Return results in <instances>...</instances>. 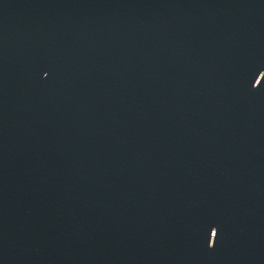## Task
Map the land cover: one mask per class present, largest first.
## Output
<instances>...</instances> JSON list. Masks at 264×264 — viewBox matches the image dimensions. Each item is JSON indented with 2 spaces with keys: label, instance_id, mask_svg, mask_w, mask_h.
<instances>
[{
  "label": "water",
  "instance_id": "obj_1",
  "mask_svg": "<svg viewBox=\"0 0 264 264\" xmlns=\"http://www.w3.org/2000/svg\"><path fill=\"white\" fill-rule=\"evenodd\" d=\"M0 264H264V0H0Z\"/></svg>",
  "mask_w": 264,
  "mask_h": 264
}]
</instances>
